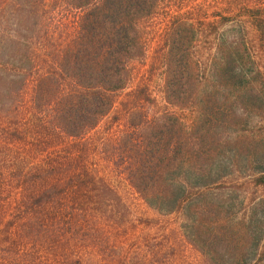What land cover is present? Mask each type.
Instances as JSON below:
<instances>
[{"label": "trees", "instance_id": "trees-1", "mask_svg": "<svg viewBox=\"0 0 264 264\" xmlns=\"http://www.w3.org/2000/svg\"><path fill=\"white\" fill-rule=\"evenodd\" d=\"M159 1L0 0V264H88L75 212L121 234L172 215L196 264H264V1L174 10L154 39Z\"/></svg>", "mask_w": 264, "mask_h": 264}, {"label": "rangeland", "instance_id": "rangeland-1", "mask_svg": "<svg viewBox=\"0 0 264 264\" xmlns=\"http://www.w3.org/2000/svg\"><path fill=\"white\" fill-rule=\"evenodd\" d=\"M259 1L264 0H161L155 9L154 17L149 22L152 31L150 38H157L164 25V17L174 10L191 11L193 17L212 14L214 11L231 16L238 11L240 5H250ZM48 16L50 18L47 19V29L54 32V40L57 41L59 38L55 37V32L71 29L75 20V11L57 2ZM154 39L150 40V44L155 42ZM21 89L22 92H25L26 87L22 86ZM17 152L16 149L15 153ZM108 177L110 182L121 191L123 201L129 209L128 217L134 214L154 216L118 176L112 174ZM159 219V221H151L147 225L138 223L121 234L105 230L96 218L75 212L71 218L73 248L75 251L82 249L83 246L79 245L78 241H85L88 246V264H111L116 257L121 260V264H196L197 252L179 235L173 216L169 215ZM164 227L166 228L164 229ZM168 228L169 230H167ZM166 231L168 236L164 239L162 235ZM141 234L153 235L149 248L142 244ZM160 241L161 243L154 245L155 242ZM99 255L102 256L101 261Z\"/></svg>", "mask_w": 264, "mask_h": 264}]
</instances>
